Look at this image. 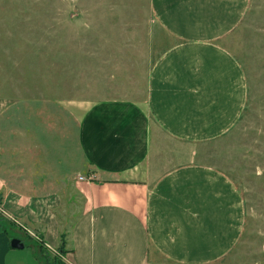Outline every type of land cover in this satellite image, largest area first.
I'll return each instance as SVG.
<instances>
[{
	"label": "crops",
	"instance_id": "0c3cea01",
	"mask_svg": "<svg viewBox=\"0 0 264 264\" xmlns=\"http://www.w3.org/2000/svg\"><path fill=\"white\" fill-rule=\"evenodd\" d=\"M251 1L149 0V50L161 52L150 63L144 96L81 106L82 161L72 183L32 181L25 185L33 191H6L0 174L8 216L42 232L52 255L64 245L65 264H213L233 252L243 233V199L227 175L202 163L196 146L227 136L246 109L241 64L223 41ZM60 188L82 199L76 217L63 216L71 214V196L66 206L54 191ZM2 239L0 256L7 258L15 249Z\"/></svg>",
	"mask_w": 264,
	"mask_h": 264
},
{
	"label": "rangeland",
	"instance_id": "374dc122",
	"mask_svg": "<svg viewBox=\"0 0 264 264\" xmlns=\"http://www.w3.org/2000/svg\"><path fill=\"white\" fill-rule=\"evenodd\" d=\"M152 22L149 0H0V174L8 180L6 191H33L25 185L32 181L37 187L72 183L82 161L77 113L87 102L144 96L150 63L161 52L149 50ZM223 45L241 64L246 109L227 136L196 150L202 163L233 181L245 216L235 250L213 264H264V0L251 1ZM69 190L54 189L66 196V206L71 196V214L63 216L72 218L82 199ZM7 210L0 203V252L2 238L10 246L19 238L26 248L0 256V264H61V252L52 262L42 260L35 246L43 233Z\"/></svg>",
	"mask_w": 264,
	"mask_h": 264
},
{
	"label": "trees",
	"instance_id": "16d2710c",
	"mask_svg": "<svg viewBox=\"0 0 264 264\" xmlns=\"http://www.w3.org/2000/svg\"><path fill=\"white\" fill-rule=\"evenodd\" d=\"M0 203L2 204V197H0ZM61 252L62 255H64L66 253L65 249H64V245L60 248L59 250ZM39 255L41 256L42 260H46L48 262H52L53 259L51 258L52 254L47 250L45 244H40L39 246V250H38ZM55 260V258H54ZM55 262H59V260H55ZM61 264H65L62 260L60 261ZM54 263V262H53Z\"/></svg>",
	"mask_w": 264,
	"mask_h": 264
},
{
	"label": "water",
	"instance_id": "95a60500",
	"mask_svg": "<svg viewBox=\"0 0 264 264\" xmlns=\"http://www.w3.org/2000/svg\"><path fill=\"white\" fill-rule=\"evenodd\" d=\"M11 247L13 248V249H17V250H23V249H25V243L21 240V239H19V238H14L13 240H12V242H11Z\"/></svg>",
	"mask_w": 264,
	"mask_h": 264
},
{
	"label": "built area",
	"instance_id": "2783aa9c",
	"mask_svg": "<svg viewBox=\"0 0 264 264\" xmlns=\"http://www.w3.org/2000/svg\"><path fill=\"white\" fill-rule=\"evenodd\" d=\"M86 178L83 176H80V180H85Z\"/></svg>",
	"mask_w": 264,
	"mask_h": 264
}]
</instances>
